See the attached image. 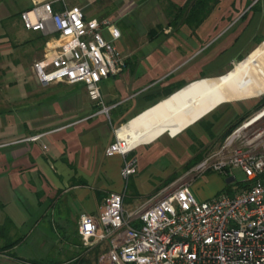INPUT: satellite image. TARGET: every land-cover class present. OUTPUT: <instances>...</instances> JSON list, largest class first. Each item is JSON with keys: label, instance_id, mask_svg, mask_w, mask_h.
<instances>
[{"label": "crops", "instance_id": "obj_1", "mask_svg": "<svg viewBox=\"0 0 264 264\" xmlns=\"http://www.w3.org/2000/svg\"><path fill=\"white\" fill-rule=\"evenodd\" d=\"M164 1V6L167 1L183 7L188 0ZM118 2L123 8L116 12L117 26L134 0ZM30 6V0H0V227L5 229L0 245L17 244L0 253V264H69L79 257L84 262L93 248L100 259L108 246H82V215L99 221L111 193L124 192L125 208L133 212L176 186L170 179L164 187L151 184V149L161 142L175 151L173 141L218 108L264 96V0H219L197 29L158 25L162 28L150 29L157 36L148 44L127 51L118 47L126 68L102 85L103 100L113 107L110 119L99 113L84 85L39 83L33 66L47 56L49 44L59 41L23 27L20 13ZM226 17L232 20L228 26ZM212 74L219 77L204 78ZM185 85L161 98L166 90ZM121 126L127 128L125 139L135 142L127 159H136L138 166L127 190L124 157L106 155ZM34 136L40 138L31 140ZM234 180L229 175L228 182Z\"/></svg>", "mask_w": 264, "mask_h": 264}, {"label": "built area", "instance_id": "obj_2", "mask_svg": "<svg viewBox=\"0 0 264 264\" xmlns=\"http://www.w3.org/2000/svg\"><path fill=\"white\" fill-rule=\"evenodd\" d=\"M30 2L20 13L23 27L59 41L49 44L47 56L33 66L39 83L84 85L99 113L110 119L113 107L105 104L102 85L126 68V56L117 46L121 30L108 20L89 19L69 0ZM119 130L106 155L124 157L122 176L129 181L138 171L136 159H127L135 148ZM233 168H240L248 183L233 196L201 201L187 183L166 188L129 212L125 193H111L99 221L81 216L79 234L85 242H106L98 264H264V109L238 126L187 176L215 171L229 177ZM134 220L141 225L133 227Z\"/></svg>", "mask_w": 264, "mask_h": 264}, {"label": "rangeland", "instance_id": "obj_3", "mask_svg": "<svg viewBox=\"0 0 264 264\" xmlns=\"http://www.w3.org/2000/svg\"><path fill=\"white\" fill-rule=\"evenodd\" d=\"M1 1L10 4L14 3V0ZM118 1L119 0H70V3L78 5L84 9L85 13L98 17L99 20L114 22V19L118 16L116 13L117 10L123 8V6L118 4ZM129 4H132V6L129 13L126 14L128 17L123 19V21L120 22L121 24H118L123 37L122 40L117 43V46L125 51L134 46L148 44L152 41L148 36L150 29L158 25H162L164 29L168 28V18L163 9V4H165L164 0H134V2ZM17 10L19 9L17 8L16 11ZM114 13L116 14L114 15ZM225 20L226 22L224 23L226 26L232 22L231 18L228 19L226 17ZM105 37H107L106 34ZM260 44H257L255 48ZM249 54L250 53L246 54L243 59ZM241 59L233 62V65L221 71L222 74H219V76L230 72L236 63L242 61ZM220 64L221 62L216 65V70H218L217 68H219L218 66ZM219 76L212 74L205 78ZM262 102H264V96L256 100L228 104L218 108L207 117L200 120L194 129H190L193 131L184 133L183 139H175L173 141V146L177 144L175 151L173 147L162 148L161 142L153 147L150 151L152 158L150 170H152L151 175L153 179L151 184L164 187L165 183L171 178H173L172 181H174V183L177 182L176 187L190 183L193 193L201 201L211 200L214 197L222 195L233 196L239 192L243 187L248 185L247 177L240 168L229 170L230 177H234L235 180L234 182H228L229 177L226 174L215 171L200 173L194 177H184L185 174L193 168L190 167L186 169L185 165L197 156L202 155L205 157L210 152L216 150L223 142V134L229 127H233L241 122L243 123L245 120L254 117L262 111L264 106L260 109L258 108ZM210 123L214 124L213 132L215 134L212 135V137L205 132ZM164 138L169 140L170 137L165 135ZM178 138H180V136ZM171 152L176 156L175 158H171L173 157ZM147 172V170L143 171L142 176L146 177ZM173 174H177V176H171ZM124 187L126 190L129 187V183L126 180ZM151 197H155V194ZM140 225L141 223L139 220H134L132 222L133 227H139ZM80 240L84 248H93L98 245L96 243L85 242L82 238ZM101 244L105 245L106 242ZM94 249L95 248L90 249V251L86 253L84 262L80 261L82 259L80 257L75 261L78 264H98V251ZM88 250L89 249H86L84 252Z\"/></svg>", "mask_w": 264, "mask_h": 264}, {"label": "trees", "instance_id": "obj_4", "mask_svg": "<svg viewBox=\"0 0 264 264\" xmlns=\"http://www.w3.org/2000/svg\"><path fill=\"white\" fill-rule=\"evenodd\" d=\"M219 4V0H188L187 3L183 7H176L169 2L166 1V5L164 6V12L166 14V17L168 18V26L169 27H179L181 25H188L192 29H197L212 13L214 8ZM157 28H162V26H158ZM157 36V32L154 30L149 31V38L154 39ZM261 42H259L260 44ZM241 59V58H240ZM243 60V58L241 59ZM205 78V77H204ZM183 86H179L176 89L173 90H166L164 94L161 96L162 99H165L172 95L174 92L182 88ZM264 106V102H262L258 108ZM242 124L239 123L233 127H229V129L223 134V139H225L229 134H231L238 126ZM214 124L210 123L209 126L206 128L205 132L212 137L214 135L213 132ZM204 156H197L195 157L189 164L188 168L194 167L196 164H198ZM176 177V176H174ZM173 180L171 178L168 183H170ZM244 188V187H243ZM4 227H0V237L4 234ZM17 244L11 243L7 245H0V253L4 251H8L13 249ZM29 264H66V262H49V261H32L27 262ZM69 264H78L76 261L69 262Z\"/></svg>", "mask_w": 264, "mask_h": 264}, {"label": "bare ground", "instance_id": "obj_5", "mask_svg": "<svg viewBox=\"0 0 264 264\" xmlns=\"http://www.w3.org/2000/svg\"><path fill=\"white\" fill-rule=\"evenodd\" d=\"M126 133H127L126 126H123L118 132L119 136L121 138H124V139H125ZM127 141L129 143L130 147L135 148V142L133 140H127Z\"/></svg>", "mask_w": 264, "mask_h": 264}, {"label": "water", "instance_id": "obj_6", "mask_svg": "<svg viewBox=\"0 0 264 264\" xmlns=\"http://www.w3.org/2000/svg\"><path fill=\"white\" fill-rule=\"evenodd\" d=\"M187 85L183 86L182 88H180L179 90H177L176 92H174L172 95H170L169 97L173 96L174 94H176L177 92L181 91L182 89H184ZM167 97V98H169ZM166 99V98H165ZM164 100V99H163ZM161 102V101H160ZM158 104V103H157Z\"/></svg>", "mask_w": 264, "mask_h": 264}]
</instances>
